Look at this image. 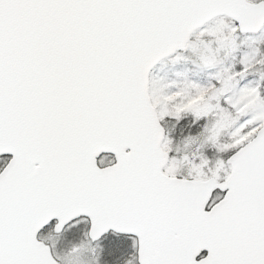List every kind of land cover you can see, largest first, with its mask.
<instances>
[{"label": "snow or ice", "instance_id": "1", "mask_svg": "<svg viewBox=\"0 0 264 264\" xmlns=\"http://www.w3.org/2000/svg\"><path fill=\"white\" fill-rule=\"evenodd\" d=\"M258 34L264 0H0V264H59L39 234L82 219L138 264H264ZM188 51L206 78L157 89Z\"/></svg>", "mask_w": 264, "mask_h": 264}, {"label": "rangeland", "instance_id": "2", "mask_svg": "<svg viewBox=\"0 0 264 264\" xmlns=\"http://www.w3.org/2000/svg\"><path fill=\"white\" fill-rule=\"evenodd\" d=\"M256 38L262 41L258 46L264 49V34H258ZM245 39V37H241L242 44ZM251 50L246 45L242 47L243 52H251ZM183 55L187 58L179 61L175 57L168 58L153 70L152 77L157 89L165 92L175 91L177 85H183L186 80L206 78L207 73L202 72L199 67L197 53L188 51ZM168 127L170 128V135L174 139L173 147L181 156L200 154L197 145H186L183 142L184 136L189 133L187 127L183 129L179 125ZM204 154L209 159L227 158L226 153L212 149L205 151ZM180 170L186 171V166H180ZM72 224L67 226L59 237L52 234L44 235L46 241L51 244L53 252L58 255L60 264H138L135 239L106 236L103 240L94 243L86 235L89 230V221L82 219L79 224H75V226ZM76 246H82V251L73 255L71 251Z\"/></svg>", "mask_w": 264, "mask_h": 264}, {"label": "flooded vegetation", "instance_id": "3", "mask_svg": "<svg viewBox=\"0 0 264 264\" xmlns=\"http://www.w3.org/2000/svg\"><path fill=\"white\" fill-rule=\"evenodd\" d=\"M61 233H62V232L57 233V232H55L54 230L49 232V230L46 228V229L42 230L41 234H39V238H43L44 242H45L46 244H48V245L51 246V244H49V242H47L46 239L44 238V235H45V234H47V235H48V234H49V235L52 234V235H54V236H56V237H59ZM124 238H125V239H135L136 244H137V238L134 237V236L126 235V236H124ZM51 248H52V246H51Z\"/></svg>", "mask_w": 264, "mask_h": 264}, {"label": "water", "instance_id": "4", "mask_svg": "<svg viewBox=\"0 0 264 264\" xmlns=\"http://www.w3.org/2000/svg\"><path fill=\"white\" fill-rule=\"evenodd\" d=\"M167 58H169V57H166L165 59H167ZM165 59H164V60H165ZM162 61H163V60H162ZM162 61H160L158 64H156V66L153 68V70H154V69H155V68H156V67H157ZM153 70H152V71H153ZM89 222H90V219H89ZM70 223H71V222H70ZM66 226H67V225H66ZM66 226H65V227H66ZM90 228H91V222H90V226H89V231H90ZM89 231H88V232H89ZM110 231H113V232H116V233H119V234H128V235H134V236H136L134 233L118 232V231H116L115 229H109L108 232H110ZM108 232H107V233H108ZM107 233H105L102 237H104ZM102 237H101V238H102ZM136 237L138 238V236H136ZM94 242H95V241H94ZM47 245H48V244H47ZM48 246H49V245H48ZM49 247H50V246H49ZM50 248H51V247H50Z\"/></svg>", "mask_w": 264, "mask_h": 264}]
</instances>
